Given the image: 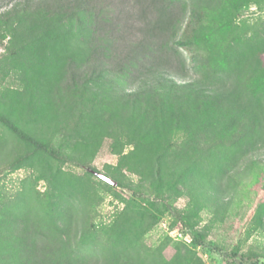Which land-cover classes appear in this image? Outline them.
<instances>
[{
	"label": "rangeland",
	"instance_id": "obj_1",
	"mask_svg": "<svg viewBox=\"0 0 264 264\" xmlns=\"http://www.w3.org/2000/svg\"><path fill=\"white\" fill-rule=\"evenodd\" d=\"M20 1L0 0V14ZM225 19L264 55V0H244ZM23 26L13 24L14 37L0 24V108L97 172L34 152L0 125V264L18 255L29 234L64 242L84 264L115 257L125 264H264L255 255L264 252L263 141L258 153L218 144L200 157L189 135L164 146L157 133L127 121L129 112L113 120L107 99H87L92 107L81 113L84 105L61 85V50H46L62 61L49 68L34 62L45 55L30 45L23 59L11 55L8 47L29 33ZM248 157L262 162L252 166ZM200 235L203 244L194 239Z\"/></svg>",
	"mask_w": 264,
	"mask_h": 264
},
{
	"label": "trees",
	"instance_id": "obj_2",
	"mask_svg": "<svg viewBox=\"0 0 264 264\" xmlns=\"http://www.w3.org/2000/svg\"><path fill=\"white\" fill-rule=\"evenodd\" d=\"M242 2L22 0L0 14V24L14 37V23L29 31L26 38L16 39L14 49L8 47L17 60L27 55L30 45L33 52L45 55L33 58L46 68L63 61L61 85L67 96L84 105L81 113L92 107L87 99L97 96L107 99L113 120L129 112L127 121L157 133L164 146L185 134L199 145L200 157L218 144L230 150L237 144L258 153L253 149L264 142V55L257 43L242 39L239 25L225 19L230 8ZM49 49L61 50L62 61L46 56ZM23 79L36 86L27 75ZM0 125L34 152L97 172L1 108ZM29 154H21L18 162ZM248 158L252 166L262 162ZM34 238L29 234L27 244L7 264H84L74 260L75 253L64 242ZM194 239L203 244L205 236ZM92 264L125 263L115 257Z\"/></svg>",
	"mask_w": 264,
	"mask_h": 264
},
{
	"label": "water",
	"instance_id": "obj_3",
	"mask_svg": "<svg viewBox=\"0 0 264 264\" xmlns=\"http://www.w3.org/2000/svg\"><path fill=\"white\" fill-rule=\"evenodd\" d=\"M103 179L107 180L108 182H111L112 184L116 185L117 184V181L113 180L112 178L106 176L105 174L103 173H98Z\"/></svg>",
	"mask_w": 264,
	"mask_h": 264
}]
</instances>
